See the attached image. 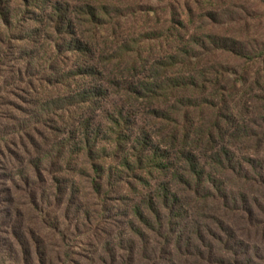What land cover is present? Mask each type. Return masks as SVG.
Wrapping results in <instances>:
<instances>
[{
	"label": "trees",
	"instance_id": "16d2710c",
	"mask_svg": "<svg viewBox=\"0 0 264 264\" xmlns=\"http://www.w3.org/2000/svg\"><path fill=\"white\" fill-rule=\"evenodd\" d=\"M182 1L0 0L6 127L58 197L93 198L156 261L212 262L264 238V0L229 24L217 0Z\"/></svg>",
	"mask_w": 264,
	"mask_h": 264
},
{
	"label": "rangeland",
	"instance_id": "374dc122",
	"mask_svg": "<svg viewBox=\"0 0 264 264\" xmlns=\"http://www.w3.org/2000/svg\"><path fill=\"white\" fill-rule=\"evenodd\" d=\"M186 3V0L182 1L181 10H184ZM257 4V0H217L216 9L225 10L227 17L224 20L229 24L239 13L238 7H249L252 14L256 13ZM189 6L194 9L192 20L195 27H199L201 15L209 11V6L205 4L202 8L195 2ZM204 26L211 28L208 23ZM251 26L249 35L254 40L264 42V18H261L259 24L254 22ZM239 29L226 25L223 34L227 36V30L233 34H243ZM6 113V49L0 44V264H124L123 259L127 264L131 252L134 253L133 264H264V238L259 242L242 239L245 245H239L238 257L218 256L212 262L203 260L187 263L172 248L179 257H172V260L170 256L162 257L156 261L155 257L162 254L159 247L153 241L149 246L139 243L124 227V222L114 221L119 218L114 219V216L108 214L101 216V212L94 210L93 198H79L78 204H71L56 195L49 172L41 180L31 166L26 170L23 159L18 156L24 154L21 137L18 135L21 129L6 127ZM19 115L24 118L23 114ZM41 130L49 133L47 126ZM38 137L41 150L34 149V157L39 156L47 147L42 137ZM8 141L11 144L6 147ZM48 159L46 163L49 171H52ZM24 172L35 181L33 187L38 194L36 201L35 195L29 193L34 188L21 181ZM6 189H9L11 195ZM82 208L93 211L85 215ZM112 252L116 253V262L112 260Z\"/></svg>",
	"mask_w": 264,
	"mask_h": 264
}]
</instances>
